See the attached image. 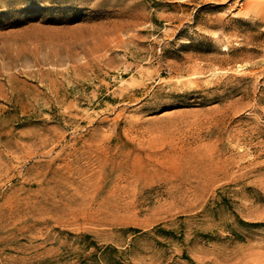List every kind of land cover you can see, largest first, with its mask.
Wrapping results in <instances>:
<instances>
[{"label":"rangeland","instance_id":"1","mask_svg":"<svg viewBox=\"0 0 264 264\" xmlns=\"http://www.w3.org/2000/svg\"><path fill=\"white\" fill-rule=\"evenodd\" d=\"M0 264H264V0H0Z\"/></svg>","mask_w":264,"mask_h":264}]
</instances>
